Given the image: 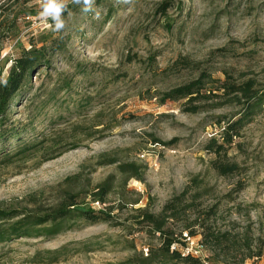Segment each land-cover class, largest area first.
<instances>
[{
  "label": "rangeland",
  "instance_id": "374dc122",
  "mask_svg": "<svg viewBox=\"0 0 264 264\" xmlns=\"http://www.w3.org/2000/svg\"><path fill=\"white\" fill-rule=\"evenodd\" d=\"M82 7L63 13L65 27L55 31L41 6L0 0V78L22 52L47 50L50 60L0 126L16 128L21 146L37 147L28 159L16 155L14 139L0 147V209L45 210L66 191L91 204L88 194L107 182L111 194L95 210L111 209L113 220L0 244V264L142 262L160 241L136 225V210L160 213L194 179L207 191L169 226L179 233L194 225L197 235L184 232L174 249L204 264H264V103L229 150L241 174L219 176L205 151L220 132L217 122L236 120L243 109L223 85L252 82L264 92V0H103L87 13ZM202 77L201 102L163 103L165 93ZM191 106L200 111L188 113ZM109 160L117 163L104 166ZM123 164H135L140 180H127L118 170Z\"/></svg>",
  "mask_w": 264,
  "mask_h": 264
},
{
  "label": "trees",
  "instance_id": "16d2710c",
  "mask_svg": "<svg viewBox=\"0 0 264 264\" xmlns=\"http://www.w3.org/2000/svg\"><path fill=\"white\" fill-rule=\"evenodd\" d=\"M101 1L103 0H94L98 4ZM75 5L79 4L74 3L68 6L64 14H67L69 8ZM46 52L47 50L36 49L22 52L19 57L13 60L7 76L0 78V126H4L7 121L13 102L28 89L34 71L43 65L47 68L49 67L50 60L47 58ZM203 89H205V77L200 78V80L190 85L165 93L162 101L165 103L167 101H181L186 99L189 104L201 102L204 97L202 96ZM223 90L226 91L227 95L234 96L235 103L242 105L243 109L236 116V120L226 122L224 118H221L217 122L220 127V132L217 136L215 135L210 138L205 146V151L214 157L210 162L213 170L221 177H229L241 174L240 166L230 161L228 156L229 150L236 146V139L240 137V132L244 126L252 120L257 111L262 110L264 92H258L252 82L238 86L233 84L227 86L224 84ZM199 111V108L193 106L187 110L188 113L192 114H197ZM17 132V129L13 127L2 130L0 132V147L3 151V149H6V143L14 139L19 147L16 155L21 159H28L37 147L21 146V138ZM154 141L156 144H162L156 139ZM175 142L173 141L162 145L171 146ZM116 163V160H109L103 165H114ZM136 169L137 166L135 164L118 166L119 172L127 180H140ZM111 191L112 186L106 182L97 185L88 194V197L92 200L91 204L82 202L78 194L66 191L55 204L45 210L42 208H24L21 210L0 209V244L23 238L56 237L72 229L79 223H111L113 220L111 209L96 211L92 207L93 203L106 205ZM205 191L207 189L203 187V183L194 179L182 193L170 199L160 213L150 212L148 208L136 210L138 213L136 225L141 229H147L149 234L157 236L160 245L155 250H149L148 256L143 258L142 262L132 260L128 264H168L169 262L204 264L199 258H195L190 254L184 255L179 250L174 249L176 245H181L180 238H183L184 232H188V237H195L197 235L192 230L195 226H185L178 233L177 231L174 232L169 224L181 221L182 217L189 211L197 208L199 206L198 201ZM210 213L214 215L213 211ZM200 227L203 230L202 233L208 232L205 226L200 225ZM204 233L202 235L207 238V234ZM262 252L261 250L254 256L260 258L263 255Z\"/></svg>",
  "mask_w": 264,
  "mask_h": 264
},
{
  "label": "clouds",
  "instance_id": "9594fccd",
  "mask_svg": "<svg viewBox=\"0 0 264 264\" xmlns=\"http://www.w3.org/2000/svg\"><path fill=\"white\" fill-rule=\"evenodd\" d=\"M75 4H82V11L85 13L92 10L94 0H72ZM128 2V0H125ZM68 0H41L42 11L40 15L44 18H51L54 23V30L60 31L65 27V21L62 18L66 11Z\"/></svg>",
  "mask_w": 264,
  "mask_h": 264
},
{
  "label": "built area",
  "instance_id": "2783aa9c",
  "mask_svg": "<svg viewBox=\"0 0 264 264\" xmlns=\"http://www.w3.org/2000/svg\"><path fill=\"white\" fill-rule=\"evenodd\" d=\"M35 6H41V0H30ZM72 4H74L73 2H72V0H68V3H67V7L68 6H71ZM46 19H50V18H46ZM96 206H98L99 207V209L101 208V205L99 204V203H93L92 204V207L94 208V209H96Z\"/></svg>",
  "mask_w": 264,
  "mask_h": 264
}]
</instances>
